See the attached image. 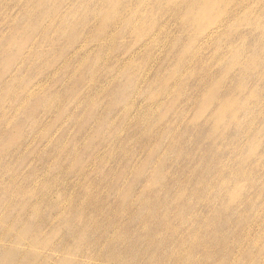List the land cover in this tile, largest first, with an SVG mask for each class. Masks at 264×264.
Here are the masks:
<instances>
[{
	"label": "rangeland",
	"instance_id": "1",
	"mask_svg": "<svg viewBox=\"0 0 264 264\" xmlns=\"http://www.w3.org/2000/svg\"><path fill=\"white\" fill-rule=\"evenodd\" d=\"M0 264H264V0H0Z\"/></svg>",
	"mask_w": 264,
	"mask_h": 264
},
{
	"label": "bare ground",
	"instance_id": "2",
	"mask_svg": "<svg viewBox=\"0 0 264 264\" xmlns=\"http://www.w3.org/2000/svg\"><path fill=\"white\" fill-rule=\"evenodd\" d=\"M201 1H202V0H201ZM204 1H205V0H204ZM216 2H217V1H216ZM197 4H198V3H197ZM204 4H205V3H204ZM210 4H211V3H210ZM198 6H199V5H198ZM201 6H202V5H201ZM215 6L217 7V5H215ZM195 7H196V6H195ZM205 7H206V6H205ZM209 7H210V6H209ZM216 7H215V8H216ZM197 8H198V7H197ZM197 8H196V9H197ZM207 8H208V7H207ZM208 9H209V8H208ZM218 9H219V8H218ZM194 10H195V9H194ZM210 10H211V8H210Z\"/></svg>",
	"mask_w": 264,
	"mask_h": 264
}]
</instances>
